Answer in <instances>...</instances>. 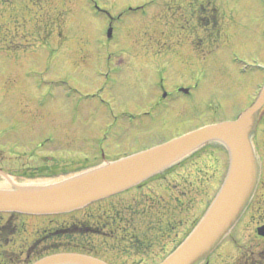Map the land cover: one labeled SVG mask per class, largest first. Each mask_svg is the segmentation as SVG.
<instances>
[{
	"label": "rangeland",
	"instance_id": "rangeland-1",
	"mask_svg": "<svg viewBox=\"0 0 264 264\" xmlns=\"http://www.w3.org/2000/svg\"><path fill=\"white\" fill-rule=\"evenodd\" d=\"M20 1L24 2L4 0V8L9 7L7 2ZM32 1L36 4L30 7L32 13L39 12L38 15L35 14V21H38L39 15L42 14L41 9L46 8L44 14L51 19L49 26L47 22L44 26L41 25L42 22H31L32 13H28L31 18L20 16L10 24V11H5L7 14L5 19L3 18L4 21L0 18V98L22 101L21 99L26 97L25 92L32 97H39L46 91L50 97L46 106L40 108L43 120L39 122L42 125L36 130L56 132L53 121L60 117L62 120L57 123L59 131H79L77 142L67 144L74 148L80 147V132L90 131L88 129L94 127L92 118H86L87 110L93 111L90 99L86 97L95 92L98 85H106L104 97L111 102L110 110L115 115H135L149 122L162 117L161 128L160 125L153 128L150 124L147 126L143 142L148 146L204 124L235 119L254 100L264 81L261 68L264 66V0ZM205 2L217 4L226 14L221 41L217 45L211 44L215 53L209 60L208 64L211 65L208 71L200 73L199 69L188 66V60L182 66L170 64L173 51H182L187 55L191 50L190 45L193 48L197 45L195 42L189 44L187 32H181V37L178 38L180 42L176 43V38H172L178 36L177 21L173 18L174 9L180 5L181 13L191 3L194 5ZM42 28L44 32L41 31ZM109 28H112V31L108 37ZM47 33L49 35L46 40H39L40 34ZM218 45L219 48L216 49ZM203 48L210 49L205 46ZM86 55L89 59L84 60ZM109 55L111 60L107 57ZM108 67L113 69L109 71ZM181 89H187L188 93H181ZM165 93L178 94L180 98L174 99V102L167 98V102L163 100ZM158 99L163 100L159 105ZM96 107L97 112L94 111L93 115L101 111V106ZM0 108L3 109H0V125L8 127L14 115L13 106L6 102ZM77 108L82 127H70L69 123H63V119H69L70 113L75 112ZM104 112L99 115L98 123H102L105 118ZM178 115L179 120L171 127L174 122L170 121H176ZM170 117L174 118L169 120ZM24 123L22 121L19 125ZM29 128L26 121L24 126L15 129L29 131ZM8 130L10 129H0L1 153L12 156L13 153L18 154L15 152L31 149L33 145H29L28 137L22 138V134H5ZM255 139L258 142L257 157L260 159V177L256 191L243 220L239 221V218L236 223L239 227L227 234L208 257L206 262L209 264H235L239 244H254L257 253L256 249L261 248L263 243L252 236V228L263 221V218L259 217L264 214V110L260 115ZM50 148L45 145L42 152H49ZM97 159L99 162L95 166L104 163L100 158ZM91 160H94V157ZM228 160L226 149L217 143H211L194 151L159 176L151 177V183L157 178L165 177L161 182L162 187L171 191L172 196L163 199L164 193L160 192L162 187L156 185V188H153V196L155 193L161 195L159 199L161 202L163 199L165 212L170 210L172 213L170 216H164L163 210L159 208L155 223L157 229L175 224L177 230L181 231L182 226L186 227L184 221H187L188 216L189 219L193 217L196 224L217 193L225 177ZM77 167L78 170L71 172H79L93 166ZM186 172L194 183L192 192L181 187L175 189L179 186L176 184L180 175ZM130 194L132 192L123 196ZM190 200L193 202L194 211L189 210L191 203H187ZM18 215L9 214L15 220ZM1 216L5 218L8 215L0 213ZM19 217L29 223L23 227L17 238L18 246L13 247L6 257L12 259L11 262L23 264V260L29 256L28 250H20L19 247L23 243L34 241L40 229L51 225L50 220H54L52 227L57 222L53 217L46 215L37 217L35 221L41 222L35 225V217ZM45 243L37 245L30 256L42 252Z\"/></svg>",
	"mask_w": 264,
	"mask_h": 264
},
{
	"label": "flooded vegetation",
	"instance_id": "flooded-vegetation-1",
	"mask_svg": "<svg viewBox=\"0 0 264 264\" xmlns=\"http://www.w3.org/2000/svg\"><path fill=\"white\" fill-rule=\"evenodd\" d=\"M3 1L4 0H0V18L2 21H4L6 17L7 13L5 11L7 10L10 11L8 12L10 13L8 24L13 23L14 20L16 18L18 19L20 16L26 15L31 18L28 13H32L30 7L35 4L32 0H24V2L20 1L15 3L7 2L8 8H4ZM192 5L191 3V5L183 9L184 12L181 13L179 12L180 5L177 6L178 8L174 9L173 18L177 21L176 31L178 32V36H172V38H176V43L180 42L178 38L181 37V32H187L188 35L186 37L189 39V44L195 42L197 44L195 46L197 50L190 45L191 50L188 51L187 55L182 53V51H173V60L170 59V64L174 63L175 65L182 66L186 63L185 61L188 60V66L190 65V67L194 69L197 68L200 70V73H202L208 71L211 65L208 64L209 60L212 58L213 53H215L211 48V44L216 43L217 45L224 35V33L222 34V27L225 13L222 12V9L217 7V4L212 2ZM45 9L46 8H44V10ZM44 10L41 9L40 13L42 14L39 15L38 21L35 20L39 12L35 11L32 13L30 21L35 23L42 22L41 25L43 26L47 22V26H49L48 24L51 23V19L46 13L44 14L46 11ZM180 20H182L184 24H182ZM41 31L44 32V28H42ZM48 35V33L40 34L39 40L41 38L46 40ZM202 44L207 48L210 47V49H208L209 52H206L208 50L203 48ZM216 47V49H218L219 45ZM198 49L200 50L198 51ZM199 53L202 54L199 55ZM86 56L84 60L89 59L88 55ZM107 57L110 60L112 59L111 55ZM112 69L113 67H108L109 71ZM98 87L99 85L95 92L86 97L90 99L93 110L91 112L88 111L89 109L87 110L86 118H92L94 127L93 129H88L90 131L86 130L85 132H80L82 136L81 140H79V148L67 145L68 143H73V141L77 142L79 131H77L78 133L75 131H59L57 123L61 122L62 118L60 117L53 121V124L57 128L56 132L40 131V129L36 130L37 127L42 125V123L39 122L43 120L40 108L46 106L50 97V94H47L46 91L39 97H32L25 92L26 97L21 99L22 101H17L15 98H0V103H2L0 106L2 107L3 104L9 102L13 106L14 112L9 126L0 125V129L5 130L9 128L10 130L6 131L5 134H10L12 136L22 134V138L28 137L29 145H33L31 149H26L27 151L15 152L18 153L15 155L13 153L14 157H12L13 155L5 156L0 152V171L4 172L11 181L43 182L48 178L58 177L72 170H78L77 166H95V164L99 162L97 158H100V161L113 160L150 146L144 144L143 135L148 129L147 126L149 124L151 128L157 125H160L161 128L163 125L161 122L163 121L162 117L154 118L149 122L135 115H115L110 110L111 102L104 97V92L107 89L106 85ZM180 92L183 93L181 90ZM187 93L188 91L186 94ZM167 98L170 101L172 99L174 102L176 101L174 99L180 98V96L178 94L165 93L163 95V100L169 102L166 100ZM163 100L158 99L157 105ZM14 102H18L19 104L16 105ZM90 104L88 108L91 107ZM96 106H101V111L99 114L93 115L94 111L97 112ZM0 109L3 110L2 108ZM102 111L105 113V118L102 119V123H98L97 121ZM79 116V108H77L75 112L70 113L69 119H63V123H69L70 127L72 125L74 127L79 125L80 128L82 126ZM171 118L174 117H170L169 120ZM178 120L179 115L176 121H170L174 122L171 127H173ZM22 121L25 123L19 125ZM26 121L30 126L29 131H19L15 129L19 126H24ZM1 132L3 133V131ZM180 134H175L171 136V138ZM256 134L257 129L253 137V142L255 148H258V142L255 139ZM45 145H48L49 148L52 147L49 152H42ZM93 157L94 160H91ZM11 158L15 160L12 161ZM68 160L69 162H66ZM168 169L169 168L157 174V176ZM67 170L70 171L68 172ZM189 177L190 175L187 172L184 175H180V180H177L178 183L176 184L179 186H176L175 189L181 187V189L192 192L194 183ZM150 179L152 178L69 213L48 215L53 217L57 223L52 227L54 220H50L51 225L47 228L40 229L34 241L28 244L23 243L21 247H19L20 250L23 248L28 250L27 255L29 256H26L23 260V264L33 263L43 256L55 253L87 255L104 261L107 264L160 263L186 237L194 227L196 220L193 217L189 219L188 216L187 221H184L186 227L182 226L181 231L177 230L175 224H168L167 227L161 226L157 229L155 223L157 221L156 217L159 208L163 210L164 216H166V214L169 216L172 214L170 210L167 213L165 209H163V199L171 198L172 196L171 191L166 189V187H162L163 184L161 182L165 177L157 178L153 180L152 183ZM0 181L4 183L7 180L0 175ZM154 183L157 184L154 185ZM156 185L162 187V191H160L164 193V198H161L162 202L159 199L160 194L155 193L153 196L152 191L153 188H156ZM130 192H132V194L125 197L123 196L125 193ZM174 197L177 198L176 195ZM157 200L159 202H157ZM190 203L191 208L189 210L194 211L192 207L193 202L191 200L188 201L187 204ZM9 214L11 213H7L8 216L5 218L3 216L0 217V264H17L11 262L12 259L6 257V254L10 253L13 247L18 246L17 238L21 234L23 227L29 223L26 222L25 219L19 217H25L24 215L19 214L16 221L13 217H10ZM244 214L239 221L243 220ZM259 218H263V221L254 225L252 228L254 234L252 236L263 241L261 248L258 247L256 253L254 244H246L245 246L239 244V254L235 264H264V236L259 235L257 231L260 226L264 225V214ZM35 219H37V217L34 218L33 224L36 225L38 222H41L35 221ZM236 227L238 228L239 225H236L234 229ZM53 240L55 243H52ZM39 241L46 242L45 245H43L42 252L30 256L33 249L42 243ZM137 257L139 260H136ZM204 264L209 263L206 262Z\"/></svg>",
	"mask_w": 264,
	"mask_h": 264
},
{
	"label": "water",
	"instance_id": "water-1",
	"mask_svg": "<svg viewBox=\"0 0 264 264\" xmlns=\"http://www.w3.org/2000/svg\"><path fill=\"white\" fill-rule=\"evenodd\" d=\"M111 30H109V35ZM264 109V85L238 119L204 126L118 160L44 184L0 187V212L64 213L128 189L211 142L229 154L226 176L194 230L160 264H200L234 227L256 189L260 167L252 136ZM0 175H7L0 171ZM264 235V226L258 229ZM33 264H105L79 254H55Z\"/></svg>",
	"mask_w": 264,
	"mask_h": 264
}]
</instances>
